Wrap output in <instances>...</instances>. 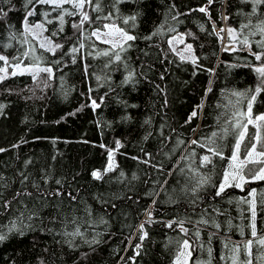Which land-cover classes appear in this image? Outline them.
<instances>
[{"label":"rangeland","instance_id":"1","mask_svg":"<svg viewBox=\"0 0 264 264\" xmlns=\"http://www.w3.org/2000/svg\"><path fill=\"white\" fill-rule=\"evenodd\" d=\"M233 1L235 4L228 8L233 16H238L239 21L253 22L264 28V4L253 13V4L250 0ZM133 2L134 0H122L116 3V0H111V5L121 19L130 21L129 29L125 31L135 37L141 34L142 25L137 15L138 12L131 9ZM62 9L72 11V6L65 3ZM29 10H32V6ZM86 10L87 4L84 8V11ZM45 13L48 15L45 16ZM60 14L62 10L54 11L53 5L36 4L34 15L28 17L27 26L25 17L11 24L23 57L16 61L9 59L7 62L0 61V76L7 77L15 83L28 79L40 82L45 75L52 77L53 72L51 75L41 72L34 80V72H26L23 69L50 68L43 62L42 53L49 52L46 49L51 46L45 38L51 40L53 44L56 35L52 34L61 32L58 19ZM73 17H77L79 23L81 18L79 14L65 15L63 30ZM130 17H135V19H129ZM37 24H43V29H35L31 33L26 31V27ZM105 24L121 28L115 23L106 22L100 25H87L84 29V41L87 47L113 49L112 44L125 45L129 42H125L123 37L115 33L113 29H105L103 27ZM96 29H100L101 32L99 39L91 35ZM230 29L233 30L231 34ZM158 31L167 36L170 48L179 57L183 55L186 60H196L191 43L176 27L162 26L158 28ZM222 32L221 39L225 46L224 49L228 51L237 49L239 30L229 24L223 27ZM104 33L110 34L105 35ZM250 36L242 37V39L249 40ZM106 40L111 43L103 42ZM251 40L253 44H248L247 49L252 53L260 54L262 47L258 42H264V38L251 37ZM42 42L45 43V48L40 47ZM187 45H191V49H188ZM26 52L27 56L24 55ZM253 57L255 58V55ZM250 59L248 57L237 59L238 67L244 68L245 74L240 75L238 79L237 77L229 80L225 78L222 86L218 83L223 70L219 69L218 77L212 85L211 100L204 103L205 107L201 112L206 125L199 127L196 132L193 140L197 143L185 148L183 154L177 158L178 160L183 157L180 164L182 168H174L172 171L173 166L170 169L165 168L171 160L166 157L174 152L172 157L168 156L173 159L182 146V143H178L182 141L180 136L176 142L173 134L166 133L167 128L164 123L160 122L150 126L146 122L147 118L143 123H137L130 118L129 111L120 109L117 110L118 113L112 109L97 114L101 133L105 134L115 126V123H120L119 125H122L120 128L126 134L120 137L129 142L130 146L124 149L122 144L124 141L121 138L123 142L118 141L122 147L119 153L131 158V161L126 162L134 167L140 165L138 162L147 161L148 165H151L148 172L141 165L139 166L141 168H121L122 162L119 160L117 164L114 150L108 151L107 161L111 164L116 162L117 166L115 165L100 179L92 176L90 180H82L74 174L67 177L58 168L39 166L36 156L32 154L18 152L17 157L11 160L7 157L10 155L8 151L0 152V234L6 237L0 241V264L11 258L9 250L3 246L7 238L11 235H25L37 228L44 231L48 240L64 243L73 249L99 242L109 229H122L128 232L134 228L131 241L126 247L128 259L126 264H159L160 261L154 262L159 248L165 250V257L161 264H247L249 260L251 264H264V257H261L260 253L264 252L261 250L264 245L258 243L260 239H264V217H262L264 215V181L251 180L245 169L243 175L249 181L248 183H244L242 188L228 187L220 196L215 195L225 171L230 172L229 165L234 163L229 158L239 132L242 130L235 128L234 124L238 119L242 124L247 121L246 116H237L247 112L248 101L255 94V89L261 80L264 79L256 71L264 65V56H262L263 61L257 64L252 63ZM17 63L19 67H16ZM224 68L238 69L235 65ZM13 72L17 74L12 75ZM90 73L94 80L109 82L117 79L118 76L122 81L128 82V87L136 86L131 82L134 69L128 61H125L122 71L116 76L101 67H92ZM54 75L55 81L52 87H54L55 95L46 113L49 116H53L66 103L72 88L69 74L66 71ZM168 88L171 98L178 96V92L171 83L168 84ZM9 105V102L0 97V106H2L0 116L6 109H10L13 119L23 126H26L25 123L30 122L35 114L34 109L27 105H13L8 108ZM46 114L45 117H47ZM260 114H264V91L256 95V100L252 104V118ZM256 124L260 127L248 125V135L241 144V159L244 158V144L247 143L250 146L249 136L255 137L259 133L264 140V122L257 121ZM229 128L232 132L228 131ZM213 133L216 135L213 136ZM210 147H218L224 158L213 156L208 151ZM6 149L7 147H4V150ZM140 151L144 153V156L138 155ZM110 152L111 160L109 159ZM205 155L210 157L211 163H202ZM220 164L223 168H215ZM205 178L207 183L197 192H193L198 182ZM230 182L240 183L239 179ZM90 184L102 188H96V186L91 188ZM253 189L255 192L249 196ZM95 190L105 191L106 195L98 197ZM207 191H210L211 196L201 197L204 193L207 195ZM17 193L20 194L17 195ZM244 198L251 200L255 205L256 237L251 235L253 224L251 206L242 202ZM133 200L135 203L133 210L127 207L128 205L122 204L123 202L131 203ZM196 201H199L198 206L195 205ZM167 205L171 206L170 210ZM213 210L223 213H216ZM149 212H151V217H149ZM171 212L176 213L173 215ZM169 216L175 219V227L171 231L161 228L160 224L164 223L167 226L172 219L164 221V218H169ZM130 217H133L131 221ZM149 219L151 223H145ZM202 220H207L208 223H200ZM181 221H183L184 228L188 230L187 233L180 230L179 222ZM142 223L144 224L143 232H147L143 240L140 239L143 235L140 230ZM217 224L220 225L219 228L215 227ZM13 225L15 227L9 231ZM215 235H217L216 238ZM185 239L189 241V249H182ZM249 240L253 241L250 256L245 248ZM43 243L39 241L32 246L28 245L24 259H28ZM106 246L113 256L121 251V247L117 244L108 242ZM181 251L184 252L183 256H180ZM178 256L179 261H177Z\"/></svg>","mask_w":264,"mask_h":264},{"label":"trees","instance_id":"2","mask_svg":"<svg viewBox=\"0 0 264 264\" xmlns=\"http://www.w3.org/2000/svg\"><path fill=\"white\" fill-rule=\"evenodd\" d=\"M25 4L26 0H10L9 3L0 0V8L7 13L6 16H0V55L11 61L23 57L11 24L26 16L31 6L26 8ZM234 4L233 0H212V3H209V0H134L131 9L138 12L142 32L135 35V40L125 44V51L122 52L119 48L87 47L84 29L89 24L85 23L82 30H77L72 27L73 24H78L77 17H73L65 29L56 35L52 44H61L63 47L56 50L55 54L50 51L42 53L43 62L52 69V77L45 75L40 82L28 79L15 83L7 77L0 80V97L10 103L8 108L13 105H27L35 112L32 120L25 123L26 126L13 119L10 109L1 114L0 148L7 147L5 151L10 153L7 157L11 160L17 157L18 152L32 154L36 156L39 166L58 168L67 177L74 174L82 180H90L93 170H98L101 178L108 172L105 171L108 151L119 140L123 142L122 137L126 134L120 128V123H115L113 128L102 134L97 114L112 109L117 112L120 109L129 111L130 118L137 123H143L146 118L150 126L162 122L167 128L166 133L173 134L176 139L180 136L182 146L176 156L170 158L165 168L170 169L173 166L171 171L174 168H182V160L176 158L183 148L193 145L192 141L199 127L206 125L201 112L205 107L204 103L211 100L212 85L218 77L219 69L223 70L218 83L222 86L225 78L238 79L240 75L245 74L244 68L238 67L237 59L248 57L256 64L263 61L253 57V53L247 49L248 46H245L242 39L251 35L248 44H253L251 37L264 38L260 32L263 27L253 22L239 21L238 16H233L228 11ZM202 7L206 11H199ZM100 8L101 10L96 12L87 4L86 11L92 20L91 24L115 23L124 30L129 29L130 21L124 23L127 19H121L115 13L111 0H100ZM110 12L111 18L105 20L104 17ZM229 24L239 30L238 47L231 51L224 49L221 39L223 27ZM244 25L247 27L242 28ZM162 26H174L184 34L193 47L195 63L182 60L170 49L167 36L158 31ZM73 48L78 51L73 53ZM105 52L110 55H104ZM116 52L121 56L120 61L115 60ZM260 52H264V48L260 49ZM125 61L134 69V77L131 80L136 85L134 88L128 87V82L122 81L118 76L112 81L102 82L94 80L90 73L92 67H101L116 76L122 71ZM232 65L238 69L224 68ZM63 71L69 74L72 86L70 95L61 109L49 116L46 113L55 95L52 87L54 74ZM170 83L178 92L177 97H170ZM93 101L98 106L93 107ZM194 111L196 115L192 116ZM228 131L232 132V129L229 128ZM122 144L124 149L130 146L127 141ZM121 148L120 146L119 151L115 153L117 164L119 160L122 162L121 168H141V165L147 172L150 170L151 165L146 162H138V167L126 162L131 161V158L121 155ZM138 155L144 156V153L140 151ZM215 168H223V165ZM90 185L91 188H102ZM95 191L98 197L106 195L105 191ZM207 193L201 197L211 196L210 191ZM122 204L128 205L131 210L135 205L134 200ZM195 205L198 206L199 201H196ZM167 206L170 210L171 206ZM175 213L171 212L173 215ZM132 218L130 217V221ZM169 219H172L171 228L164 223L160 224L161 228L171 231L175 227V219L169 216L164 218V221ZM131 230L126 232L122 229H109L99 242L73 249L64 243L48 240L42 229H32L25 235H11L3 242V246L11 254V258L3 264H126V247L131 241L134 228ZM39 241L44 243L28 259H24L27 246ZM108 242L121 247L116 256L107 248ZM261 250L263 251L264 247ZM260 253L261 257H264V252ZM164 257L165 250L159 248L154 262L160 261L161 264Z\"/></svg>","mask_w":264,"mask_h":264},{"label":"snow or ice","instance_id":"3","mask_svg":"<svg viewBox=\"0 0 264 264\" xmlns=\"http://www.w3.org/2000/svg\"><path fill=\"white\" fill-rule=\"evenodd\" d=\"M4 3H9L10 0H3ZM122 2V0H116V3H120ZM250 2L253 4V13L256 12L257 8L264 4V0H250ZM71 4L72 6V11H65L62 9V5L63 4ZM209 3H212V0H209ZM36 4H50L53 5V10H57V9H61L62 10V14H60L58 16L59 19V23L61 25L59 31H63V24H64V17L65 15L68 16H72V15H76L79 14L80 15V21L78 24H73L72 27L77 29V30H82L84 27L85 23L91 24L92 20L88 14L87 11H84L85 8V4H88L90 6H92L93 11L99 12L101 10L100 8V0H95V3L93 4V0H26V4L25 7L27 8L28 6H32V10L27 11L26 16H25V25L27 26L28 23V17L34 15V8ZM113 7H115V5H113ZM77 10H79V12L77 13ZM199 11L204 12L206 11L205 8H200ZM7 13L3 10V8H0V16H6ZM48 13H45V16H47ZM112 16V13H108L107 16L104 17L105 20L110 19ZM97 19H99V17H97ZM129 19L134 20L135 17H130ZM48 23H51V21H47ZM128 20H125L124 23H127ZM103 27L105 29H113L115 31V33H117L119 36L123 37L124 41H133L136 39V37L129 35L124 29L122 28H118L115 25H103ZM243 27H247V25L242 26ZM35 29H43V24H37L34 26H30V27H26V31L28 32H33ZM233 30L230 29L229 33L231 34ZM261 35H264V28L260 29ZM105 35H109L110 33H104ZM53 36L57 35V33H53ZM92 36L97 37V39L100 38L101 32L100 29H96L95 31H93L91 33ZM253 35H255V33H253ZM45 40L47 41V43L49 45H51L50 47H47V51L52 52L53 54H55L56 50L62 48L63 46L61 44H55L52 45L51 44V40H49L48 38H45ZM105 43H111V41L106 40L103 41ZM169 43L171 44V41H169ZM243 43L245 44V46H248V40L247 38H245V40L243 41ZM260 43V46L262 48H264V42H258ZM41 48H45V43H41L40 44ZM81 47H83V45L81 44ZM119 47L120 51H125V47L124 44H112V48L115 49ZM188 49H191V45H187ZM78 49L77 48H73L72 52L75 53L77 52ZM25 56L28 55V53H24ZM104 55H110L109 52H105ZM253 55H255L256 60L260 61L262 59V56H264V52H261L260 54H256L253 53ZM115 60L116 61H120L121 60V56L119 54V52H116L114 54ZM182 60L185 59V57L183 55H181L180 57ZM0 61H5L7 62V57L0 55ZM193 63H195V60L192 61ZM16 67H19V63H17ZM23 71L26 72H34L33 75V79L35 80L39 74L41 72H45V73H49V75H51L52 69L51 68H40V67H36L34 69H29V68H25L23 69ZM256 71L258 73L261 74L262 77H264V65H262L261 67L257 68ZM16 72H13L12 75H16ZM5 79L4 76H0V80ZM127 79V78H126ZM261 91H264V79L261 80L260 84L256 87L255 89V94L251 96L250 100L248 101V105H247V112L246 113H240L238 115L241 116H246L247 117V121L246 123H241V121L238 119L236 120L234 127L235 128H241L242 130L239 132L238 138L236 139V143L233 146V151H232V155L229 158L231 162L234 163H230L229 168L231 169V171H225L224 175H223V180L221 181V183L218 186V189L215 193L216 196H220L226 188L228 187H237V188H242L244 183H248L249 181L247 179H245V175H243L245 169H247V174L248 176L251 178V180H260V181H264V140H262L261 136L259 135V133H257L255 135V137H251L249 136V144L245 143L244 144V158L241 159L240 158V149H241V144L244 143L245 141V137L246 135H248L247 133V128L248 125H255L256 127H260V125H257L256 122L257 121H261L264 122V114H260L255 116V118L253 119L251 116V111H252V104L253 102L256 100V95L261 93ZM98 105H96L95 101H93V107H96ZM2 107V106H0ZM196 112L194 111L192 113V116H195ZM191 119V117L189 118ZM216 133H213V136H215ZM255 141V142H253ZM178 143H183L182 141L178 142ZM193 144H196L197 141L193 140L192 141ZM258 145H259V150H258ZM117 146L119 147V142H117ZM203 147V145H201ZM5 151L4 149H0V152ZM208 151L213 155V156H219L221 159H223L224 157L222 156L221 151L219 150L218 147L216 148H208ZM109 159L111 160V152L109 153ZM147 163V161H145ZM202 163L207 164V163H211L210 157L208 155L203 156L202 158ZM249 165H251V167H249ZM259 166V167H257ZM112 165L109 164L108 168L105 171H109L111 170ZM94 178L99 179L100 178V173L99 172H93L92 173ZM237 179H239L240 183H231L230 181H236ZM59 183V182H58ZM207 183V179H201L198 182V186L197 188H194L192 191L193 192H197L200 188L203 187L204 184ZM255 192V189L252 190V193H249V196H252V194ZM20 193H17V195H19ZM58 194V193H57ZM74 199V197H73ZM243 203L245 204H250L251 206V216H252V220H253V224H252V233L251 235L253 237H256V230H255V224H254V220H255V205L252 203L251 200L244 198L242 200ZM149 217H151V212H149ZM145 223H151V220L149 219L148 221H146ZM200 223H204L207 224L208 221L207 220H202L200 221ZM168 227H172V223H169L167 225ZM15 227V225H13L11 228H9V231H12L13 228ZM179 227L180 230L182 232L187 233V229L184 228L183 226V221L179 222ZM215 227L219 228L220 225H215ZM144 229V224L142 223L140 225V230L143 232ZM147 236V232H143V235H141L140 239L143 240L145 237ZM6 237L3 234H0V241H3ZM253 241L249 240L247 242V244L245 245V248L248 250V255H251L250 252V248L252 245ZM258 243L260 245H264V239H260L258 241ZM139 247V245L137 246ZM190 245H189V241L187 239H185L183 241L182 244V249H189ZM184 252L181 251L180 252V256H183ZM177 261H179V256L177 257ZM247 264H251V260H249L247 262Z\"/></svg>","mask_w":264,"mask_h":264},{"label":"built area","instance_id":"4","mask_svg":"<svg viewBox=\"0 0 264 264\" xmlns=\"http://www.w3.org/2000/svg\"><path fill=\"white\" fill-rule=\"evenodd\" d=\"M119 149H120V143H119V147L117 146V143L115 144V146L113 147V148H111L110 149V151H119ZM109 164H111V162H109V161H107V164L105 165L106 167H105V170L108 168L107 166L109 165ZM112 165V168H114V166L116 165V162H114L113 164H111ZM111 168V169H112ZM98 172V170H93V172Z\"/></svg>","mask_w":264,"mask_h":264},{"label":"crops","instance_id":"5","mask_svg":"<svg viewBox=\"0 0 264 264\" xmlns=\"http://www.w3.org/2000/svg\"><path fill=\"white\" fill-rule=\"evenodd\" d=\"M167 44H168V42H167ZM169 45V44H168ZM170 47V46H169ZM171 49V48H170ZM172 50V49H171ZM173 51V50H172ZM174 52V51H173ZM175 53V52H174ZM176 54V53H175ZM177 55V54H176ZM177 140H178V138L176 139V142H177ZM178 153V152H177ZM174 154V152L173 153H170L168 156H171L172 157V155ZM167 156V154L165 155V157ZM166 157V158H171V157ZM176 156V155H175ZM180 156V153L178 154V156H177V158ZM176 158V159H177ZM183 158V157H182ZM182 158H180V160H182Z\"/></svg>","mask_w":264,"mask_h":264},{"label":"water","instance_id":"6","mask_svg":"<svg viewBox=\"0 0 264 264\" xmlns=\"http://www.w3.org/2000/svg\"><path fill=\"white\" fill-rule=\"evenodd\" d=\"M184 149H185V148H184ZM184 149L182 150V152H181V153H183Z\"/></svg>","mask_w":264,"mask_h":264}]
</instances>
